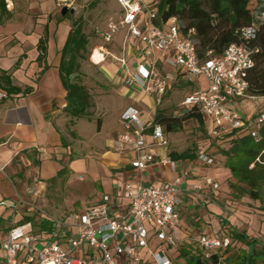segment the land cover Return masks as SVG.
Segmentation results:
<instances>
[{
	"label": "crops",
	"instance_id": "0c3cea01",
	"mask_svg": "<svg viewBox=\"0 0 264 264\" xmlns=\"http://www.w3.org/2000/svg\"><path fill=\"white\" fill-rule=\"evenodd\" d=\"M46 5L48 10L42 20L19 13L0 24V95H3L0 97V166L5 169L4 174H0V205L13 203L20 196L50 212L72 209L75 205L81 207L79 212L101 203L103 196L109 195L110 216L122 220L128 218L131 204L125 193L126 184L161 188L180 179L181 222L170 231L180 243V256L187 254V242L191 240L193 243L199 235L219 237L216 234L221 229L218 222L231 229L228 236L219 237L231 241L230 248L220 251L225 255L221 264L234 254L232 249L235 247L250 250L245 242L234 239V233L257 240L255 247L261 248L264 244V203L251 199L246 192L236 188L248 189L237 182L226 162L215 168V163L202 164L197 156L193 160L170 157L174 167L163 165L159 161L166 154L170 156L169 146L166 149L151 147L157 162L145 170L139 171L131 166L137 153L123 140L128 129L121 115L126 108L133 106L140 111L145 125L154 124L158 96L154 95L155 100L138 84L130 86L127 83L126 69L135 73L138 65L144 63L145 55L143 45L126 31L122 32L125 43L120 47L117 63L108 62L105 54L104 57L101 55V64L92 61L94 69L102 66L98 69L109 85L120 87L117 94L107 97L101 118H72L66 114L67 91L61 79L60 64L71 26L68 20L54 19L56 0H46ZM170 54L155 52L157 70L170 74L174 82L184 81L191 87L184 71L166 63L165 58ZM122 60L126 65L121 63ZM194 90L193 87L189 93ZM261 100L258 98L257 103L260 104ZM252 107L255 109L254 104ZM245 112L241 113L252 124L257 115H245ZM131 135L134 137L132 132ZM145 137L148 145H156L150 132ZM207 179L213 180L219 188L206 184ZM58 182H65L68 187L71 182L77 183L79 194L76 199L65 202L55 199L53 192L57 189L53 185ZM250 204L259 208L255 211L258 214H250ZM4 207L0 206V230L6 234L11 228H5L6 221L15 219L18 213L27 214L33 210L23 205L8 217L12 209ZM34 219L25 216L20 223ZM38 220L35 231L45 235V220ZM4 241L0 244V263L4 259ZM172 258L175 264L177 259Z\"/></svg>",
	"mask_w": 264,
	"mask_h": 264
},
{
	"label": "built area",
	"instance_id": "2783aa9c",
	"mask_svg": "<svg viewBox=\"0 0 264 264\" xmlns=\"http://www.w3.org/2000/svg\"><path fill=\"white\" fill-rule=\"evenodd\" d=\"M58 1L66 3L68 0ZM104 1L116 2L122 13L117 25L114 22L108 25L107 31L102 34L103 39L110 42L119 29H124L132 39L139 41L144 47V63L138 65L135 73L126 69L127 83L130 86L138 84L143 92L157 95L160 102L161 98L172 90L174 79L170 74L157 70L155 52L163 55L171 52L172 54L165 58L169 66L184 71L190 83H193L194 77L204 79L207 83L204 87L200 80L196 83L195 90L185 98L183 106L186 112L196 109L203 116L205 123L210 122L211 133L214 135H219L222 130H244L257 142L260 140L264 113L257 115L252 124H249L235 108L237 104L254 99L248 95V77L254 66V55L259 50L249 47L247 43L257 38V25L238 28L236 34L241 43L229 45L220 57L208 51L201 58L197 51L196 30L190 29L183 35L177 18L160 21L158 1ZM9 4L10 0L8 7ZM121 63L126 65L125 60ZM121 119L128 129L123 140L131 144L137 153L131 166L143 171L148 165L157 162L155 153L150 151L151 147H169L167 135L161 124L145 125L136 107L126 108ZM147 132L151 133L156 145H148L145 137ZM197 160L206 165L215 163L204 151L198 152ZM159 162L173 167L175 165L169 154L162 156ZM4 172V167L0 166V174ZM180 183L181 180L177 179L161 188L126 184L125 193L131 204L128 218L122 220H119L118 216H110L111 197L104 195L101 203L75 213L72 221L46 216L45 218L52 221V234L37 233L33 221L14 223L2 245L4 259L0 264H142L143 252L150 254L152 264H173L169 250L179 248L180 243L167 231V227H176L181 222ZM206 184L214 189L219 188L211 179H207ZM4 205L14 213L24 205L33 208L40 218L44 216L39 206L20 196L15 202H3L0 206ZM74 228H78L76 233H73ZM150 231L154 234L152 238ZM154 238L159 244L155 250L150 251L148 249ZM193 243L202 250V254L198 255V264H211L214 255L222 263L225 255L220 251H225L231 246L230 239L210 235H199L193 239ZM63 245H67L71 251L64 250ZM72 252L78 253L77 256H72Z\"/></svg>",
	"mask_w": 264,
	"mask_h": 264
},
{
	"label": "trees",
	"instance_id": "16d2710c",
	"mask_svg": "<svg viewBox=\"0 0 264 264\" xmlns=\"http://www.w3.org/2000/svg\"><path fill=\"white\" fill-rule=\"evenodd\" d=\"M158 11L160 21L177 18L183 35L190 29L196 30L197 51L201 58L208 51L220 57L229 45L241 43L236 34L238 28L257 25V38L247 43L249 47L259 50L254 55V66L248 77V95L253 98H264V0H158ZM11 17L8 0H0V24ZM88 44L81 19L73 21L62 49L60 64L61 79L67 91V106L64 111L72 118L90 119L93 115L90 110L95 106L87 87L79 82L80 60L84 59L88 52ZM40 47L44 53L45 48L42 44ZM186 113L184 116H175L157 110L155 123L163 126L166 135L167 132L175 133L182 130L183 122L188 119H195L205 126L203 116L196 109ZM226 135L230 146L221 150V155L226 157V166L237 182L248 187L236 188L242 193L246 192L251 199L264 203V127L260 131L258 142L244 130H233ZM212 138L217 140L219 135L212 134ZM170 157L174 160H193L196 156L187 150L182 153H170ZM234 239L245 242L250 246V250L243 255H230L224 264H264V244L258 249L255 247L257 240L238 233H234ZM185 256L189 264L200 262L199 257H189L188 254ZM211 264H221L216 255Z\"/></svg>",
	"mask_w": 264,
	"mask_h": 264
},
{
	"label": "rangeland",
	"instance_id": "374dc122",
	"mask_svg": "<svg viewBox=\"0 0 264 264\" xmlns=\"http://www.w3.org/2000/svg\"><path fill=\"white\" fill-rule=\"evenodd\" d=\"M12 4L10 5L9 11L12 15L16 14H26L28 16L33 15L35 20H42V16L47 12L48 8L46 5V0H10ZM147 3H153L158 0H144ZM56 7L53 11L54 19L60 20H68L70 26L73 21L80 20L83 23L84 33L88 37V52L85 54L84 59L80 60L81 69L79 72V82L87 87L89 93L91 94L92 100L94 101V108L90 111L92 112V116L94 119L101 118L103 113L104 102L107 97L113 94L118 93V88L109 85L110 83L105 79V76L101 73L100 67L96 66L97 69L93 67L95 64H101L103 62L105 54L106 60L108 62H116V57H120V47L125 43V35L122 33L126 31L124 29H119V31L112 36L110 42H106L102 34L105 33L108 29V25L111 22H114L116 25L120 22L121 19V8L116 2H106L103 0H68L66 3L59 2L56 0ZM64 6H67L69 10L74 9V13L71 14L70 11L66 13L65 16L61 15V11ZM68 15V16H67ZM263 18V17H262ZM261 18V19H262ZM262 21V20H261ZM97 55L99 51L100 55L96 58L95 64L92 62V54ZM94 56V57H95ZM161 72V70L159 71ZM162 73V72H161ZM193 83H190L189 86L185 84L184 81H175L173 84L172 90L168 91V93L161 98V101H155V109L163 110L168 115L175 116H184L186 115V109L183 106V102L185 98L190 94L192 88L196 86L200 80L203 83L204 87L207 86V83L204 79H198L197 77L193 78ZM154 96V95H153ZM146 97H143L145 99ZM155 100L157 97H153ZM258 98L249 99L244 103L237 104L236 109L239 112L246 111L245 115L251 113V115H259L264 113V98H261L260 104L257 103ZM254 104L255 109H253L252 105ZM251 106V109L249 108ZM242 111H241V110ZM249 111V112H247ZM251 111V112H250ZM86 118V117H85ZM212 127L210 122H206L205 126H202L195 119H188L183 122L182 130L175 133H168L167 138L169 141V151L170 153L177 152L182 153L187 150H190L197 156L198 152L204 151L209 156H211L215 160V168L222 167L223 162H226V158L221 155V150H225L229 148V140L228 135L226 133L228 130H222L219 134V139L214 140L212 138L211 133ZM219 142L221 144H219ZM64 183H54L55 190L53 192L54 198L59 201H71L72 199H76V196L79 194L78 184H72L68 187L65 186ZM68 184V183H67ZM5 208L4 206H2ZM250 214L253 212L254 214L256 210L259 208L254 207L253 205H249ZM79 205H75L74 208H61L59 212L54 213L53 211H49L46 208H41L43 211L42 218L46 219L45 224V234H52V221L51 219L45 218L46 216H50L52 218H58L64 221H72L74 214L80 209ZM264 210V208H262ZM32 211V212H31ZM27 214L18 213L15 219H10L6 221L4 224L5 228L12 227L14 223H20L25 219V216L28 218H34L33 224L36 225L41 219L35 212V210H31ZM14 215L13 210H9L8 217H12ZM263 216L262 214H259ZM219 223L220 230L216 231V234L220 237H225L230 234L231 229L224 225L223 223ZM175 229L171 227H167V231ZM78 228H74L73 233H76ZM6 233L3 230H0V244L5 240ZM153 231H150V237H153ZM158 241L154 238L150 243V251H153L158 246ZM62 248L66 251H71L67 245H63ZM186 252L189 257H197L199 254H202V250L192 241L187 242ZM260 249V247H258ZM170 254L177 259L175 264H189L185 255L180 256V252L178 248H172L169 250ZM232 252L234 255H243L246 252V249L243 248H233ZM78 253L72 252V256H77ZM142 258L144 262L142 264H152V259L150 258V254L148 252H143Z\"/></svg>",
	"mask_w": 264,
	"mask_h": 264
},
{
	"label": "water",
	"instance_id": "95a60500",
	"mask_svg": "<svg viewBox=\"0 0 264 264\" xmlns=\"http://www.w3.org/2000/svg\"><path fill=\"white\" fill-rule=\"evenodd\" d=\"M68 11H70L71 14L74 13V9L69 10L67 6H64L62 11H61V15L65 16Z\"/></svg>",
	"mask_w": 264,
	"mask_h": 264
},
{
	"label": "bare ground",
	"instance_id": "6f19581e",
	"mask_svg": "<svg viewBox=\"0 0 264 264\" xmlns=\"http://www.w3.org/2000/svg\"><path fill=\"white\" fill-rule=\"evenodd\" d=\"M95 54H96V52H95ZM99 54H100L99 51L97 52V55H96V56L93 54V56H92V61H93V62H95V60H96V58L99 56ZM100 55H101V54H100ZM94 56H95V57H94Z\"/></svg>",
	"mask_w": 264,
	"mask_h": 264
}]
</instances>
